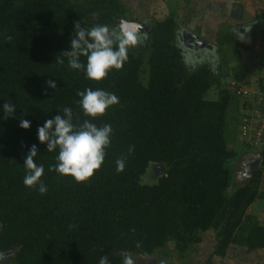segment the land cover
<instances>
[{
    "label": "trees",
    "instance_id": "obj_1",
    "mask_svg": "<svg viewBox=\"0 0 264 264\" xmlns=\"http://www.w3.org/2000/svg\"><path fill=\"white\" fill-rule=\"evenodd\" d=\"M124 16L119 0H0V106L16 107L7 119L0 107V251L12 253L10 264H99L104 255L109 264H122V250L151 257L167 254L172 244L186 255L210 230L220 239L214 256L225 257L231 246L264 251V224L248 214L262 197L264 158L253 178L229 193L241 153L229 149L234 136L228 138L227 131L237 129L241 137L242 124V100L228 91L233 43L223 42L209 55L179 47L182 35L172 13L149 32L146 84L144 58L131 52L120 70L100 82L69 68L66 57L63 66L55 63L71 50L74 22L112 28ZM87 88L113 93L119 104L96 119L85 117L77 92ZM214 88L218 99L208 100ZM65 107L77 126L88 119L113 128L105 160L86 182L50 172L59 150L48 152L38 140V127L63 115ZM21 120L30 121V128H21ZM32 145L35 162L45 169L43 195L23 184ZM122 155L125 169L117 173ZM158 164L165 173L144 185L142 178Z\"/></svg>",
    "mask_w": 264,
    "mask_h": 264
},
{
    "label": "clouds",
    "instance_id": "obj_2",
    "mask_svg": "<svg viewBox=\"0 0 264 264\" xmlns=\"http://www.w3.org/2000/svg\"><path fill=\"white\" fill-rule=\"evenodd\" d=\"M93 19H96L93 14ZM74 34L71 39V50L57 56L55 63L64 65L68 60V67L74 70H83L87 79L100 82L105 79L113 69L120 70L128 60L129 49L136 46L140 37L138 25L121 21L119 30L111 29L107 24H94L91 28L81 27V22H74ZM11 41L12 37H6ZM81 57L86 58V64L81 62ZM47 85L56 88L54 80H48ZM81 97L77 101L83 115L96 119L106 114L111 106L119 104L118 97L104 90L87 88L78 91ZM3 119H7L15 112V105L5 102L2 106ZM19 126L23 129L30 128V121L21 120ZM113 128L111 124L98 127L85 119L78 126L73 124V112L65 107L63 115H56L38 127V140L46 144L48 152L59 150L55 157V164L49 166L50 172H56L62 177H72L77 183L86 182L93 177L105 160L106 149L110 145ZM134 151V145L129 146L127 155ZM38 154L36 145H32L24 161L25 176L23 184L31 189H37L40 194L47 192V187L42 181L44 165H37L34 158ZM126 155L116 160V172H123L126 165ZM76 227L70 224L69 228ZM133 234L135 229H131ZM136 247H141V242H136ZM122 264H135L132 254L122 250L120 253ZM99 264H109L108 257L102 256Z\"/></svg>",
    "mask_w": 264,
    "mask_h": 264
},
{
    "label": "rangeland",
    "instance_id": "obj_3",
    "mask_svg": "<svg viewBox=\"0 0 264 264\" xmlns=\"http://www.w3.org/2000/svg\"><path fill=\"white\" fill-rule=\"evenodd\" d=\"M123 6L125 12L124 20L133 21L146 26L145 31L138 33L140 39L136 46L129 49V52L135 55H142L144 58V66L142 69V81L146 84L149 77V66H148V51L147 46L149 45V32L154 28L153 26L157 23L163 22L167 18L171 17L172 13L178 17L179 9L184 8L187 0H144L145 3L142 4L141 0H119ZM119 26H113L111 29L119 30ZM227 30V27H224ZM230 34L221 35L217 37L216 43L220 47L223 42L230 41L234 43L233 37L230 39ZM215 42V41H214ZM176 44L180 47L184 46L183 38L181 40L178 37ZM185 47V46H184ZM236 51V50H233ZM185 56L187 59H191L192 53ZM231 57V56H230ZM235 55L233 54V59ZM205 60H207L205 58ZM209 62V59L205 61ZM247 86L251 89H255L259 81L257 77H249ZM219 90L214 88L207 94L208 100H217ZM242 106V102H240ZM236 114V113H235ZM242 116V120L245 115L239 112ZM235 117V115H233ZM233 117V118H234ZM228 138L234 136L236 139H241L240 147L235 151L241 153L240 159L233 164L234 178L229 189V193L233 194L238 188L242 187L248 183L254 176L255 171L262 166L263 162V150L264 148H254L247 149L245 146V141L240 137V133L237 129H228ZM250 154L251 157L245 158V155ZM161 170L151 165L147 174L142 178V183L144 185L154 184L161 176ZM261 198L256 201L249 209L248 214L253 215L257 221L264 224V173L260 184ZM201 243L195 245L193 249L186 255H180L177 251H174L173 245L169 244L166 252L163 254L157 252L151 257H140L133 256L135 264H264V251H257L253 253H248L246 249L236 246H231L227 251L225 257L214 256L213 252L216 249L220 239L217 236V232L214 230L207 231L200 234ZM12 258V253L7 255V260L1 264H10Z\"/></svg>",
    "mask_w": 264,
    "mask_h": 264
},
{
    "label": "crops",
    "instance_id": "obj_4",
    "mask_svg": "<svg viewBox=\"0 0 264 264\" xmlns=\"http://www.w3.org/2000/svg\"><path fill=\"white\" fill-rule=\"evenodd\" d=\"M187 1L177 17L182 38L183 32L189 30L211 45V48L193 51L205 55L217 51L220 48L217 37L228 32L234 41L230 46L236 50L235 60L228 65L231 78L248 83L249 77H257L256 88L264 85V0ZM241 143V139L232 137L228 147L235 151ZM246 157L251 155H245L244 159Z\"/></svg>",
    "mask_w": 264,
    "mask_h": 264
},
{
    "label": "built area",
    "instance_id": "obj_5",
    "mask_svg": "<svg viewBox=\"0 0 264 264\" xmlns=\"http://www.w3.org/2000/svg\"><path fill=\"white\" fill-rule=\"evenodd\" d=\"M264 45V33L262 35ZM228 91L241 98V138L253 147L264 148V85L251 89L242 81H229Z\"/></svg>",
    "mask_w": 264,
    "mask_h": 264
},
{
    "label": "water",
    "instance_id": "obj_6",
    "mask_svg": "<svg viewBox=\"0 0 264 264\" xmlns=\"http://www.w3.org/2000/svg\"><path fill=\"white\" fill-rule=\"evenodd\" d=\"M122 21L127 22L132 25H138L139 26L138 33H140L141 31H145L147 29L146 26L140 23H137V22L127 21L124 19ZM183 40H184L185 46L192 50L211 48V45L207 41H205L200 36L196 35L195 33L189 30H186L183 32ZM155 167L161 170L162 174L165 173L166 169H165L164 164H158V165H155ZM8 254L9 252L0 251V264L7 260Z\"/></svg>",
    "mask_w": 264,
    "mask_h": 264
}]
</instances>
